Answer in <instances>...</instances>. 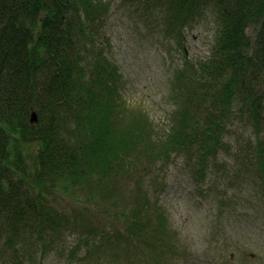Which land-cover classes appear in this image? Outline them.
<instances>
[{
  "label": "trees",
  "instance_id": "1",
  "mask_svg": "<svg viewBox=\"0 0 264 264\" xmlns=\"http://www.w3.org/2000/svg\"><path fill=\"white\" fill-rule=\"evenodd\" d=\"M160 2L180 44L186 26L207 11L216 21L209 57L186 61L171 84L176 109L165 138L127 105L129 119L122 104L124 80L103 48L109 3L0 0V264H41L39 252L67 223L56 194L118 201L123 181L138 174H131L135 157L154 165L183 152L203 179L240 114L256 137L246 175L264 205V0ZM139 182L127 184L131 208L122 216L130 226L114 255L166 264L179 246Z\"/></svg>",
  "mask_w": 264,
  "mask_h": 264
},
{
  "label": "rangeland",
  "instance_id": "2",
  "mask_svg": "<svg viewBox=\"0 0 264 264\" xmlns=\"http://www.w3.org/2000/svg\"><path fill=\"white\" fill-rule=\"evenodd\" d=\"M103 1L110 4L103 48L124 80L122 104L128 118L131 109L143 112L157 136L165 138L176 109L171 84L186 61L209 57L215 17L207 11L201 20L188 24L180 44L162 0ZM231 127L221 152L207 163L203 179L195 175V160L174 150L154 165L133 158L131 174H138L135 180L123 181L125 190L118 201L61 190L53 200L67 223L52 239L53 245L39 252L40 263L129 264L131 257L119 259L113 245L130 226L122 216L131 208L127 184L139 182V176L179 246L178 256H168L166 264H264V205H259L257 190L246 175L251 173L248 161L256 150V137L250 120L241 114Z\"/></svg>",
  "mask_w": 264,
  "mask_h": 264
},
{
  "label": "bare ground",
  "instance_id": "3",
  "mask_svg": "<svg viewBox=\"0 0 264 264\" xmlns=\"http://www.w3.org/2000/svg\"><path fill=\"white\" fill-rule=\"evenodd\" d=\"M33 114H36V117H37V122H35V123H32V117H33ZM30 123L32 124V125H37L38 123H39V118H38V115H37V113L36 112H32V114H31V116H30Z\"/></svg>",
  "mask_w": 264,
  "mask_h": 264
},
{
  "label": "water",
  "instance_id": "4",
  "mask_svg": "<svg viewBox=\"0 0 264 264\" xmlns=\"http://www.w3.org/2000/svg\"><path fill=\"white\" fill-rule=\"evenodd\" d=\"M33 119H32V123H35V122H37V117H36V114H33V117H32Z\"/></svg>",
  "mask_w": 264,
  "mask_h": 264
}]
</instances>
